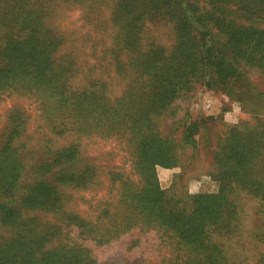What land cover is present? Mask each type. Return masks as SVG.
<instances>
[{
  "label": "rangeland",
  "instance_id": "rangeland-1",
  "mask_svg": "<svg viewBox=\"0 0 264 264\" xmlns=\"http://www.w3.org/2000/svg\"><path fill=\"white\" fill-rule=\"evenodd\" d=\"M9 31L31 59L10 53ZM157 55L161 80L180 87L145 128L176 144L177 165H156L167 203L187 207L189 196L232 183V218L204 228L198 253L142 225L99 245L75 223V215L108 222L121 179H140L130 130L106 122L81 132V104L89 97L124 114ZM20 60L53 86L0 84V264H264V156L253 176L236 179L215 160L233 144L264 145V0H0V67ZM194 123L196 145L185 146ZM73 148L81 165L62 159ZM85 165L96 169V183L79 190L72 177ZM252 181L259 193L247 187Z\"/></svg>",
  "mask_w": 264,
  "mask_h": 264
},
{
  "label": "trees",
  "instance_id": "trees-1",
  "mask_svg": "<svg viewBox=\"0 0 264 264\" xmlns=\"http://www.w3.org/2000/svg\"><path fill=\"white\" fill-rule=\"evenodd\" d=\"M186 9L182 8L183 14L189 21L192 19V12L188 6ZM216 10L215 15L223 16V11ZM7 35L9 37L7 48L11 54L16 56V60L24 55H27L25 60L34 56L31 54V49H23L13 31H9ZM182 44V42L179 43L178 47L181 46L182 48ZM184 54L183 51L182 55ZM25 60H20L18 66L13 65L15 62L9 63V67L6 61H2L4 65L0 67V84L28 82L33 87L40 86L46 89L53 86L46 75L31 72ZM158 64L157 55L154 59L148 60L146 67L143 66L142 72L144 74L142 76L145 77V81L139 87V92L136 93L139 95L128 101L127 107L124 106L126 108L124 114L123 107L114 108L103 105L89 97L81 104L77 121L80 124L81 132L88 134V127L96 126L100 129L103 127L102 124L106 122L109 123L111 129L124 130L123 126H126L130 130L129 140L135 150V169L140 179L137 181L130 176L121 179L120 191L117 194L119 200L115 205L109 204V208L114 206L115 211L112 213L110 209H107L105 211L107 215L103 217H107L108 222H104V220L99 222L100 218L97 221H91L83 216L75 215V223L80 229L81 236H85L99 245L109 244L120 239L133 229V225H142L148 227L147 229L160 228L172 232L174 237L187 245L190 254L193 251L198 253L200 249L206 246L204 228L211 224L226 226L232 218L233 200L226 193L232 187L230 185L232 183L225 185L222 182V191L219 194L201 193L189 196L190 201L187 207L178 202L172 205L171 202L167 203L166 192L159 186L156 165L161 164L170 167L177 165L179 158L176 157L175 153L176 144L168 139L160 138L158 134L147 132L145 128L147 124L150 125L153 121L154 114L172 106L173 100L177 98L180 92V87L176 83L167 85L165 81L161 80L162 71L157 70ZM220 73L217 71V76ZM187 75L193 77L196 75V71H190ZM159 76H161L159 78L161 83L157 81ZM184 78L183 75L179 77L181 80ZM197 129V123L187 127L183 140L185 146L196 145ZM65 152L66 154L62 157L63 160L72 158L77 165H81L80 149L73 148ZM245 154H250V157H245ZM261 156H264V145L241 146L240 144H233L224 153H219L215 160L218 169L224 167V173L228 179L230 176L236 179L239 175H244L240 178L253 176L252 171L258 166L255 162L262 158ZM82 167H79L72 177L79 190L90 188L96 183V169L91 165ZM123 175L126 176L125 173ZM66 178L67 176H64L63 183L69 182ZM246 185L250 190H255L258 193L263 189L262 184L256 181ZM57 189L49 191L50 197L54 200H57L60 195V191ZM190 259H193L192 256Z\"/></svg>",
  "mask_w": 264,
  "mask_h": 264
}]
</instances>
